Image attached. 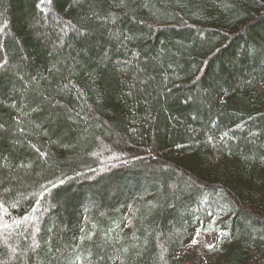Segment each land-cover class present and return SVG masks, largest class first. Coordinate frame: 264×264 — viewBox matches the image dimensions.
Returning <instances> with one entry per match:
<instances>
[{"label":"trees","instance_id":"trees-1","mask_svg":"<svg viewBox=\"0 0 264 264\" xmlns=\"http://www.w3.org/2000/svg\"><path fill=\"white\" fill-rule=\"evenodd\" d=\"M0 264H264V0H0Z\"/></svg>","mask_w":264,"mask_h":264},{"label":"rangeland","instance_id":"rangeland-1","mask_svg":"<svg viewBox=\"0 0 264 264\" xmlns=\"http://www.w3.org/2000/svg\"><path fill=\"white\" fill-rule=\"evenodd\" d=\"M206 238H207L208 242H210V243L219 242L223 238V232L219 231V230L209 232L207 234Z\"/></svg>","mask_w":264,"mask_h":264},{"label":"snow or ice","instance_id":"snow-or-ice-1","mask_svg":"<svg viewBox=\"0 0 264 264\" xmlns=\"http://www.w3.org/2000/svg\"><path fill=\"white\" fill-rule=\"evenodd\" d=\"M211 246V245H210Z\"/></svg>","mask_w":264,"mask_h":264}]
</instances>
